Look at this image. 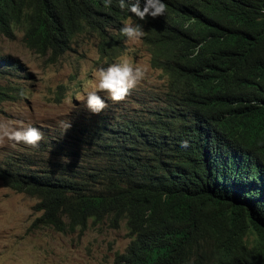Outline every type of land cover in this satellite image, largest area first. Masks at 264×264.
Returning a JSON list of instances; mask_svg holds the SVG:
<instances>
[{
    "label": "trees",
    "instance_id": "16d2710c",
    "mask_svg": "<svg viewBox=\"0 0 264 264\" xmlns=\"http://www.w3.org/2000/svg\"><path fill=\"white\" fill-rule=\"evenodd\" d=\"M177 2L168 7L166 19L141 21L122 11L119 0L107 8L104 0H0V33L11 37L22 31L24 44L51 60L71 49L78 34L89 32L98 35V53L111 62L122 52L123 22L132 19L143 25L150 65L165 76L155 91L159 110L150 108L149 117H106L105 124L120 131L118 139L100 137L93 126L82 129L77 119L66 133L61 125L44 128L37 147L0 163V179L37 199L35 222L41 226L82 232L88 225L113 230L124 222L131 240L123 252H114L111 264H264V216L203 187L201 177L180 161L169 157L161 164L147 142L151 131L144 126L153 123L162 146L172 137L191 143L195 123L212 114L206 104L221 94V56L208 42L194 55L196 27L185 24L187 17L196 21L189 11L199 7V0ZM208 3L216 30L226 23L245 28L242 40L264 54V0ZM6 63L8 58L0 57V78L6 77L1 69ZM3 86L0 103L20 96L21 88L7 93ZM167 142L173 152L176 143Z\"/></svg>",
    "mask_w": 264,
    "mask_h": 264
},
{
    "label": "clouds",
    "instance_id": "9594fccd",
    "mask_svg": "<svg viewBox=\"0 0 264 264\" xmlns=\"http://www.w3.org/2000/svg\"><path fill=\"white\" fill-rule=\"evenodd\" d=\"M177 1L181 0H128L127 3L126 0H119V8L127 10L141 21L148 17L159 19L165 16L166 19L168 7L174 9ZM111 4L112 0H104V7H110ZM213 9L208 0H199V7L189 11L196 21L191 17L185 20L186 25L194 23L196 27L195 38L199 43L194 55H199L200 48L208 42L210 49L220 55L223 61L221 94L210 99L211 105L206 104L212 114L199 124L195 123L191 143L186 138L182 142L178 138H167V141L176 143L173 152L169 142L166 141V145L162 146L158 134L152 131L153 123L144 126H148L151 131L147 142H151L154 159L161 164L169 161V157L174 162L180 161L187 170L201 177L203 187L222 192L225 199L235 204L253 206L264 216V54L261 56L259 50L242 40L247 31L245 28L226 23L216 30L211 23ZM208 26L213 29L206 30ZM120 32L129 42L141 40L144 44L142 38L146 33L143 25L124 22ZM4 57L8 58L10 65L9 68H5V65L1 67L4 72L12 74V69H19L17 65L20 64L15 58ZM149 65L132 63L129 59L119 57L107 67L97 69L93 74L94 82L83 87L84 105L72 114L68 123H62L64 133L72 127L71 122L77 119L82 129L93 126L100 129V137L109 134L118 139L120 131L105 124L107 116L144 119L142 117H149L150 108L157 107L159 110L160 100L155 91L165 81L159 69L150 65L162 75L160 83L153 90L142 98L135 96L136 91H133L146 78ZM107 93L110 98H107ZM102 97L111 99L116 105L108 107ZM76 99L80 101V95ZM85 107L90 112L81 115ZM44 138V132L31 124L0 122V141L37 147ZM260 223L264 224V220L261 219ZM127 236L129 242L131 238Z\"/></svg>",
    "mask_w": 264,
    "mask_h": 264
},
{
    "label": "rangeland",
    "instance_id": "374dc122",
    "mask_svg": "<svg viewBox=\"0 0 264 264\" xmlns=\"http://www.w3.org/2000/svg\"><path fill=\"white\" fill-rule=\"evenodd\" d=\"M124 22L136 23L132 19ZM113 31V27L108 28V32ZM22 36L19 30L11 37L0 33V57L15 58L22 66L12 69V74L4 72L6 77L0 78L7 93H11V87L21 88L20 96L6 97L0 103V122L51 130L67 123L84 105L83 87L94 82L93 74L100 67H107L119 57L149 65V52L141 40L129 42L124 38L121 54L107 62L98 53L99 37L95 33L78 34L71 49L56 60L33 52ZM9 66L5 64V68ZM149 68L146 78L133 90L137 97L142 98L161 81L159 71L150 65ZM107 96L110 98L108 93ZM103 99L108 107L116 105L111 99ZM89 112L85 107L80 114ZM28 151V145L0 141V163L8 156L17 157ZM36 202L35 197L14 191L0 179V264H111L114 252L124 251L129 239L124 222L113 230L100 224L88 225L82 232L58 231L35 222L40 214L35 209Z\"/></svg>",
    "mask_w": 264,
    "mask_h": 264
}]
</instances>
